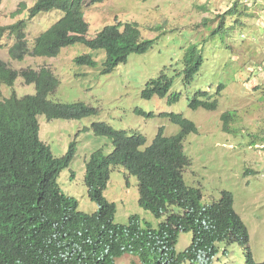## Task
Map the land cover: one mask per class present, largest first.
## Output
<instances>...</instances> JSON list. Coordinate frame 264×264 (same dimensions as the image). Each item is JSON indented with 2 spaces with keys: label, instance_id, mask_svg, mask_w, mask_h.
Returning a JSON list of instances; mask_svg holds the SVG:
<instances>
[{
  "label": "trees",
  "instance_id": "16d2710c",
  "mask_svg": "<svg viewBox=\"0 0 264 264\" xmlns=\"http://www.w3.org/2000/svg\"><path fill=\"white\" fill-rule=\"evenodd\" d=\"M103 1L35 0L29 16L54 9L63 14L36 36L29 54L55 56L62 47L81 43L103 51V71L112 72L129 55L145 53L155 39L143 38L135 22L116 19L102 26L94 37H87L89 23L83 7ZM239 7L235 1L220 14L211 33L242 28L238 17L225 23L226 14L241 13ZM202 24L207 25L206 21ZM22 27V20L8 27L17 39L8 50L16 60H22L28 52ZM200 50L196 45L189 46L180 71L170 76L162 69L157 77L145 82L141 96L150 99L168 95V103L177 102L180 93L171 91L174 81L177 76L184 85L194 80L204 60ZM74 61L89 66L95 63L92 53L78 55ZM17 76L33 84L35 93L0 101V264H115V259L126 252L137 255L143 264H205L217 252L216 243L223 241L243 247L244 264H264V260L256 262L253 258L247 229L233 208L232 194L223 190L218 200L203 205L199 189L184 182L183 171L191 159L183 150V141L190 132H197L192 120L179 112L161 113L179 130L165 135L160 127L148 145L143 134L115 129L103 121L93 122V132L109 137L113 150L104 154L97 149L86 162L84 182L90 199L98 205L94 212L86 213L78 210L77 200L62 193L56 182L60 170L73 157V145L63 156L54 157L39 139L37 116L80 119L94 115L97 109L82 101L49 99L59 81L49 67L15 70L0 58V85L11 86ZM223 89L220 84L215 94L221 95ZM189 101L192 109L214 110L218 105V99L204 90L195 91ZM236 116L230 111L221 114L223 131H232ZM115 165H123L137 177L139 206L162 218L156 227L146 221L141 225L137 214L130 215L127 223L114 222L115 203L108 201L103 191L110 167ZM188 231H192L190 244L176 252L179 234Z\"/></svg>",
  "mask_w": 264,
  "mask_h": 264
},
{
  "label": "rangeland",
  "instance_id": "374dc122",
  "mask_svg": "<svg viewBox=\"0 0 264 264\" xmlns=\"http://www.w3.org/2000/svg\"><path fill=\"white\" fill-rule=\"evenodd\" d=\"M235 1L241 13L226 14L225 23L238 17L242 28L211 33L219 23V15ZM34 2L1 0L0 4V25L24 20L28 49L35 36L63 14L54 9L28 17V9ZM83 13L89 23L88 38L118 19L137 23L143 38L155 39V42L145 53L131 54L112 72H104V52L91 50L84 44L64 46L55 56L27 55L22 60H13L7 47L15 38L7 33L0 36V43L7 46L0 48V58L10 67L46 65L57 76L58 84L48 95L49 99L82 101L97 109L94 115L80 119L47 120L43 114L38 116L39 138L49 145L55 156H61L68 144L76 140L74 157L57 178L61 190L76 198L80 211L92 213L98 208L83 183L85 161L97 149L111 152L113 145L111 139L96 135L90 129L92 122L104 121L128 133H141L146 136L148 145L160 127L165 135L179 130L178 125L161 113H182L197 127V132H190L183 141V150L191 159V164L183 171L185 184L199 189L203 205L218 200L223 190L230 192L233 208L247 229L253 258L256 262L263 261L264 0H105L94 5L85 3ZM203 21L209 26L203 25ZM191 45L201 49L204 60L189 85L182 84L180 77H176L171 91L180 93L179 100L170 104L168 95L143 98L141 91L148 79L157 77L162 69L170 76L180 71L182 57ZM86 53H92L93 65L74 61L76 56ZM220 84L224 89L221 95H216ZM198 90L207 91L209 96L218 99L216 109L189 107L190 98ZM13 91L22 96L34 94L35 89L19 76L12 88H0V99ZM226 111L237 114L230 132L222 130L220 116ZM103 195L115 203L113 220L116 223H127L132 214L138 215L141 225L146 221L156 227L162 220L139 206L137 179L122 166L111 168ZM191 239L192 231L181 232L175 251L185 250ZM216 247L217 252L205 264H244V249L237 242H217ZM149 258L154 257L149 254ZM115 264L143 262L137 255L126 252L115 259Z\"/></svg>",
  "mask_w": 264,
  "mask_h": 264
},
{
  "label": "clouds",
  "instance_id": "9594fccd",
  "mask_svg": "<svg viewBox=\"0 0 264 264\" xmlns=\"http://www.w3.org/2000/svg\"><path fill=\"white\" fill-rule=\"evenodd\" d=\"M0 4H1V0H0ZM23 4V3H22ZM21 4V5H22ZM32 7V6H31ZM31 7L28 9V17H33V16H35V15H33V16H29L30 15V9H31ZM17 12H18V9H17ZM41 12H44V11H41ZM39 13V12H38ZM60 18V17H59ZM19 20H22L23 21V27H22V30H23V32H24V39H25V43H26V48H27V41H26V37H25V30H24V25H25V22H24V20L21 18V19H18V20H16L15 22H13V23H10V24H7V25H0V36L1 35H3V33H7L8 35H12L14 38H15V40L13 41V43L10 45V46H6V45H4V44H2V43H0V48H3V46L4 47H7V52H8V50H9V48L11 47V46H13L14 45V43L16 42V35L15 34H12V33H10L9 32V25H11V24H14V23H16L17 21H19ZM52 24V23H51ZM50 24V25H51ZM49 25V26H50ZM48 26V27H49ZM47 27V28H48ZM46 28V29H47ZM44 31V30H43ZM42 32V31H41ZM41 32H39V33H41ZM38 33V34H39ZM37 34V35H38ZM36 35V36H37ZM36 36H35V38H36ZM34 38V39H35ZM6 43V42H5ZM33 44H34V41L32 42V47H33ZM32 47L30 48V49H28L27 48V53L24 55V57L25 56H27V55H29V56H33V55H31V54H29V52L31 51V49H32ZM8 55H9V57L11 58V59H13V60H16L15 58H12L11 57V55L9 54V52H8ZM57 55V54H56ZM23 57V58H24ZM43 66H46V65H42L41 67H43ZM48 67V66H47ZM11 68H13V69H15V70H20L21 68H16V67H11ZM22 68H25V67H22ZM31 68H33V69H39V67H31ZM261 70H264L263 68L261 69ZM52 71V70H51ZM54 74V73H53ZM17 77H19V76H17ZM21 77V76H20ZM57 77V76H56ZM22 78V77H21ZM16 80V79H15ZM15 80H14V82H15ZM22 81L24 82V80L22 79ZM14 82H13V84L11 85V86H8V85H6V84H1L0 85V88L2 87V86H7V87H10V88H12L13 87V85H14ZM25 83V82H24ZM25 84H27V83H25ZM35 89V88H34ZM54 91V90H53ZM35 93V92H34ZM12 95H14V96H16L17 98H20V97H22V96H18L14 91L10 94V96H8V97H4V98H2V99H0V101H3V100H5V99H8V98H10ZM24 95H28V94H24ZM86 104V103H85ZM39 115H41V114H39ZM38 115V116H39ZM44 115V114H43ZM38 116H37V119H38ZM45 116V115H44ZM88 117V116H87ZM45 118H46V116H45ZM84 118V117H83ZM47 119V118H46ZM52 119H57V118H52ZM61 119H63V118H61ZM47 120H50V119H47ZM39 122V121H38ZM95 122H99V121H95ZM104 122V121H103ZM93 123V122H92ZM91 123V124H92ZM107 123V122H106ZM91 124H90V129L92 130V128H91ZM107 124H109V123H107ZM110 125V124H109ZM111 126V125H110ZM111 127H113V126H111ZM114 128V127H113ZM116 129V128H115ZM93 131V130H92ZM131 133H135V132H131ZM136 133H138V132H136ZM141 134V133H140ZM97 135V134H96ZM38 136H39V131H38ZM101 136H103V135H101ZM107 137V136H106ZM146 137V136H145ZM109 138V137H108ZM40 139V138H39ZM110 139V138H109ZM147 139V138H146ZM40 141H42L41 139H40ZM43 143H45L44 141H42ZM111 142H112V140H111ZM46 144V143H45ZM46 145H48V144H46ZM71 145H73V150H74V152H73V157H74V154H75V151H76V140H73V141H71L69 144H68V147H67V149H66V151L61 155V156H63L67 151H69V149H70V146ZM112 145H113V143H112ZM49 146V145H48ZM50 148V147H49ZM101 149V148H100ZM102 150V149H101ZM113 150V149H112ZM50 151H51V149H50ZM94 152V151H93ZM102 152H103V150H102ZM104 153V152H103ZM110 153V152H109ZM51 154L54 156V157H56V158H59V157H61V156H55L53 153H52V151H51ZM104 154H108V153H104ZM91 155V154H90ZM90 155L88 156V158H87V160L85 161V171H86V162L88 161V159H89V157H90ZM73 157H72V159H73ZM71 159V160H72ZM71 162V161H70ZM70 162H69V164H70ZM69 164L66 166V167H64L63 169H65V168H67L68 166H69ZM116 166H122L123 168H124V170H125V172L127 173V174H132V173H130L123 165H115V166H111L110 167V170H111V168L112 167H116ZM63 169H61L60 170V172L63 170ZM85 171H84V176H85ZM59 172V173H60ZM59 173H58V175H57V178H58V176H59ZM73 175V174H72ZM132 175H134V174H132ZM109 176H110V171H109ZM135 176V175H134ZM136 177V176H135ZM57 178H56V182H57V184H58V187H59V189H60V191L62 192V193H64L62 190H61V188H60V186H59V183H58V181H57ZM136 179H137V177H136ZM109 180V179H108ZM108 182V181H107ZM83 183H84V185L86 186V188H87V193H88V187H87V185L85 184V182H84V177H83ZM106 186H107V183H106ZM106 188V187H105ZM137 189H138V180H137ZM105 190V189H104ZM65 195H68V194H66V193H64ZM69 196H72V195H69ZM89 196V195H88ZM74 197V196H73ZM105 197V196H104ZM75 198V197H74ZM90 198V197H89ZM76 199V198H75ZM109 201V200H108ZM113 202V201H112ZM77 203H78V201H77Z\"/></svg>",
  "mask_w": 264,
  "mask_h": 264
}]
</instances>
